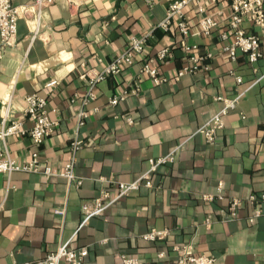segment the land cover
I'll return each mask as SVG.
<instances>
[{
  "label": "crops",
  "instance_id": "0c3cea01",
  "mask_svg": "<svg viewBox=\"0 0 264 264\" xmlns=\"http://www.w3.org/2000/svg\"><path fill=\"white\" fill-rule=\"evenodd\" d=\"M35 1L12 0L23 8L16 41L3 45L0 37V125L1 99L13 87V118L24 128L33 126L24 112L28 94L47 99L49 116L59 126L40 146L29 133L0 143V154L7 151L20 164L37 150L43 164L61 170L72 157L89 73L127 51L133 37H149L144 54L100 81L85 106L87 123L79 130L84 145L75 164L82 184L29 171H15L10 179L0 173V264L42 259L65 240L74 248L88 247L83 264H122L124 254L143 264H171L180 257L176 245L215 256V264H264V213L250 221L254 207L246 202L251 193L264 191V26L249 19L242 25L261 37L263 56L251 63L243 53L234 61L225 51L233 0H201L219 21L211 36L201 32L197 2L189 6L188 37L175 25L167 31L159 27L173 0H51L39 20ZM221 31L227 41L220 39ZM186 45L207 57L196 73L177 78L189 64ZM166 47L170 54L157 59ZM145 61L166 80L155 83L143 70ZM126 91L124 99L110 104ZM238 93L244 95L225 115L218 138L209 141L199 128L225 105L224 98ZM173 151L174 161L155 170L152 185H141L80 224L83 203L104 190L114 195L118 182L145 173L150 158ZM207 194L212 199L206 200ZM234 197L244 205L230 219ZM152 230L165 234L144 239Z\"/></svg>",
  "mask_w": 264,
  "mask_h": 264
},
{
  "label": "built area",
  "instance_id": "2783aa9c",
  "mask_svg": "<svg viewBox=\"0 0 264 264\" xmlns=\"http://www.w3.org/2000/svg\"><path fill=\"white\" fill-rule=\"evenodd\" d=\"M51 0H36L34 5L37 8V19L39 20L42 14V9L46 3ZM197 2V10L201 14V32L211 36L213 31L218 28L219 21L209 16L206 12L205 5L201 0H173L166 11L164 19L159 23V27L164 30H169L172 25H175L177 32L184 36H189L191 29L189 26V20L187 18L186 10L189 6ZM232 12L230 15V27L232 29L231 40L225 46L232 60H237L240 53L247 56L251 63L257 62L262 56L261 50V37L258 34L249 33L242 27L245 19L252 21L254 25L259 27L264 26V0H233L231 3ZM26 9V8H25ZM23 8L19 5H14L12 0H0V37L3 45H10L16 41L18 33L19 18ZM220 39L227 41L229 35L225 31L219 32ZM149 33L144 36L133 37L130 47L123 54L117 56L110 62L103 70L89 73L88 79L89 90L87 94L82 97L81 106L78 109L76 115L77 127L74 136L71 138L70 150L71 159L64 165L61 170L56 171L52 165L43 164L39 152L36 150L31 155V160L27 164H20L15 158L9 155L7 151L5 154H0V173L7 175L11 178V174L15 171L24 172H36L40 173L47 178L53 176L65 177L69 183H75L78 186L82 184L83 178L75 173V164L78 160V152L84 145V140L79 136V130L87 123L86 118L88 116L86 104L94 100L96 96L95 86L104 80L107 75L118 74L122 71L123 67L127 64H131L135 60V54H144L146 49V42L148 40ZM195 47L186 45V51L189 52V64L184 66L179 72L177 78L183 76L186 73H196L199 70V64L201 60L207 56H200L196 52ZM170 54L169 48H163L157 54V59L162 60L167 58ZM210 57V55H208ZM149 61L155 62L154 58H150ZM145 61L143 64V70L147 71L155 83L160 84L166 80L165 77L160 76L159 70L152 66V62ZM234 73V72H233ZM237 83L242 82L241 76H236ZM6 96L1 99V116L2 121L0 125V143L6 144L8 138L11 135L24 136L27 133L37 146L44 143L45 139L51 135L59 126L57 120L51 119L49 116V110L47 106V99L40 97L37 94H28L25 98L26 108L25 115L32 121V128L28 131L24 128L22 122L13 118L14 112V90L13 87ZM128 94L126 91L122 96H114L111 98L110 104H115L119 100L125 98ZM244 93H238L235 97L230 99H223L225 105L208 120L198 131L203 133L211 142H214L218 138V132L225 126V115L228 114L231 108H234L239 103V99ZM128 121H132L129 117ZM181 146V145H180ZM179 148V147H178ZM177 148V149H178ZM176 151V150H175ZM175 151L164 155V157L150 158L149 167L145 173L130 182H118L114 195L108 190H104L103 193L96 199L82 204L83 218L81 225H85L92 217L97 216L105 212L110 208L114 202L120 198L127 197L131 193L139 190L140 186L145 184L152 185L151 177L155 170L166 162L174 161ZM106 182H112V180H106ZM206 200L212 199L209 194L204 195ZM247 203H251L254 207L253 213L248 218L250 221H255L260 217L263 211L264 205V191L260 193H251L246 199ZM229 215L230 219L236 218L239 214L240 208L244 205V200L238 197H234L230 202ZM207 223H211L210 218L206 219ZM165 233L157 230H152L143 236L146 240H156L162 238ZM70 240H65L61 243L57 249L47 253V256L39 260L21 261L15 264H83L85 257L88 255L89 249L87 246H81V248H74L71 246ZM173 249L178 254L179 259L175 263L171 264H215L217 258L212 255L196 254L193 252L191 245L174 246ZM122 257V264H143L142 260L135 255L124 254Z\"/></svg>",
  "mask_w": 264,
  "mask_h": 264
}]
</instances>
